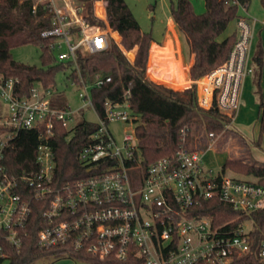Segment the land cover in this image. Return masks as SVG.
<instances>
[{"label": "built area", "instance_id": "built-area-1", "mask_svg": "<svg viewBox=\"0 0 264 264\" xmlns=\"http://www.w3.org/2000/svg\"><path fill=\"white\" fill-rule=\"evenodd\" d=\"M42 2L50 8L51 27L41 35L52 38L60 61L76 63L78 54L108 48L109 33L99 24H89L76 0H34L33 12ZM236 22L238 38L228 58L203 76V94L198 95L200 106L216 105L229 117L238 112L244 79L254 72L250 50L255 20L240 16ZM17 82L13 78L0 82V264L7 262L12 250L23 247L33 203L41 210L37 232L41 248L63 245L108 264H230L236 255L253 251L264 260V237L256 242L249 220L238 226L232 221L216 225L198 213L201 203L213 198L236 211L259 210L264 207V185L216 174L204 167L201 150L183 146L132 179L130 170L143 166L138 163L135 128L119 146L108 127L118 119L138 120L128 91L121 101H106L101 117L91 86L79 85L83 106L96 113L99 125L80 160L88 171L105 169L57 186L54 126L75 120L77 111L53 104L54 89L40 85L31 95L19 97L14 93ZM103 82L98 79L95 85Z\"/></svg>", "mask_w": 264, "mask_h": 264}, {"label": "trees", "instance_id": "trees-1", "mask_svg": "<svg viewBox=\"0 0 264 264\" xmlns=\"http://www.w3.org/2000/svg\"><path fill=\"white\" fill-rule=\"evenodd\" d=\"M83 5L85 18L89 24H99L105 28L104 19L124 50L133 55L140 38V30L135 24L129 10L121 0H76ZM96 2L98 18L94 13ZM205 10L196 12L191 0L172 1L170 14L177 29L183 35L190 55L194 61L189 68V77L198 80L216 66L222 64L229 56L237 38L238 31L221 36L229 24L242 16L241 7L248 8L251 0H204ZM264 8V0H261ZM34 0H0V82L18 79L14 93L19 97L31 95L32 88L40 85L54 89L53 104L60 108L68 106L63 90L58 88L57 76L67 73L66 83L74 82L90 85V95L98 114L105 115V103L108 100L121 101L128 91V100L133 114L139 116L136 121L135 134L138 139L141 163L145 168L151 162L164 156L173 155L181 146L196 149L195 123L204 122L203 133L219 134L231 123L228 115L221 113L216 105L205 108L199 105L197 84L183 90L158 83L147 76V62L151 43L156 41L151 31H142L140 46L134 61L129 60L116 41L109 35L107 49L82 55L77 61H60L51 47L52 38L43 37L42 30L51 27V11L45 2L38 3L33 12ZM38 44L42 48L41 64H30L14 59L12 49L24 44ZM254 57L259 71L254 69V84L259 94L260 133L257 144H261L264 135V88L262 87L263 50L261 45ZM186 66L165 70L158 68L152 77L169 84L177 81V72L182 83H187ZM161 72V74L159 73ZM167 73H170L167 76ZM110 77L109 81L106 78ZM103 79V84L95 82ZM179 80V79H178ZM0 102V111H1ZM97 122L88 120L80 114L73 128L57 121L54 126L55 135L51 145L55 155L56 167L54 182L57 186L74 183L81 178L98 174L105 169L88 166L80 160L81 151L92 143V135L97 131ZM185 130V132L183 131ZM205 134V135H206ZM202 137V136H200ZM230 168L234 171L254 175L264 185V163L246 160V157H228L222 166V173ZM237 178V177H234ZM33 214L28 225V236L20 250H12L6 264H33L44 256L57 258L69 255L82 258L92 264H108L87 253L77 252L63 245L41 248L37 245V232L41 228V210L33 203ZM198 213L210 217L214 224L221 225L232 221L238 226L249 220L252 224V237L258 242L264 237V207L253 212L236 211L227 207L218 198L204 200ZM126 264V263H122ZM201 264H206L202 262ZM230 264H264L253 251L249 254L236 255Z\"/></svg>", "mask_w": 264, "mask_h": 264}, {"label": "rangeland", "instance_id": "rangeland-1", "mask_svg": "<svg viewBox=\"0 0 264 264\" xmlns=\"http://www.w3.org/2000/svg\"><path fill=\"white\" fill-rule=\"evenodd\" d=\"M172 1L176 0H125L127 8L135 21L136 26L141 31H151L154 35L156 41L151 43L149 49V56L147 62V76L165 85L171 86L175 89L183 90L186 87L191 86L193 83L197 84V89L200 86V96L203 94V77L198 80H192L188 73V82L182 83L179 77V69L181 66H188L190 53L185 42L183 35L178 30V40L181 45V51L184 58L178 56L177 47L169 46V44L164 42L168 18L171 17L170 6ZM193 6L197 11L204 9L203 0H191ZM77 4V3H76ZM96 11V2L94 4V13ZM203 12V11H202ZM95 13V15H96ZM242 16L245 13L250 17L251 20L255 19L257 22V27L259 29L253 33V46L251 44L250 50V61L253 64L256 71H259V66H256L254 62V55L257 54L259 46L263 50V61H264V24L262 20L264 19V8L261 4V0H251L248 8L241 7ZM99 16V15H98ZM102 19L100 16L98 17ZM105 22V31L116 41L120 49L126 54L129 60L134 61L136 58L139 46L140 38L138 39V46L131 56L129 55L122 45L118 42L117 38L113 35L111 31H108V25ZM237 29V22L233 20L226 32L221 36L224 37L228 33L233 32ZM254 32V31H253ZM173 38H174V34ZM175 45H177L175 43ZM41 52L42 48L38 44H24L12 49V55L14 59L30 63V64H41ZM252 52V54H251ZM185 62V63H184ZM157 68H163L165 70L177 69V81L173 84H169L161 79H156L152 77ZM190 67H187L186 72H189ZM161 74V72L159 71ZM67 73H60L57 76V84L60 90L64 91L66 96L67 104L73 111H77L75 115V120L68 122L67 126L69 129L73 128L76 121L79 119L80 114H84L85 117L93 122H98V117L96 113L89 107L83 106V100L79 96L81 87L71 82L66 83L65 77ZM170 73H167L169 76ZM179 79V80H178ZM254 73L248 74L244 79L242 89H241V100L238 112L231 117V123L227 124L222 131L216 136L213 133L204 134L203 127L204 122L198 120L195 123L193 133L195 135V146L203 153V165L206 169H211L214 173H222V166L228 157H246V160L264 163V135L261 144H257L260 133V118H259V94L256 91V85L254 84ZM261 84L264 88V64L262 67V80ZM137 122L135 121H123L121 119L111 121L108 125L111 133L116 139L119 146L123 144V138L126 133H131L135 128ZM202 136V137H200ZM143 169H131L130 176L132 179L138 178L142 175ZM223 174V173H222ZM226 176L244 178L249 180H256L254 175L244 174L227 168L224 172ZM6 264V263H5ZM33 264H92L86 259L73 258L69 255H64L57 258L56 256H44Z\"/></svg>", "mask_w": 264, "mask_h": 264}, {"label": "crops", "instance_id": "crops-1", "mask_svg": "<svg viewBox=\"0 0 264 264\" xmlns=\"http://www.w3.org/2000/svg\"><path fill=\"white\" fill-rule=\"evenodd\" d=\"M122 2H123V4L127 7V5H126V2H125V0H121ZM203 3H204V9L203 10H201V11H197V12H202V11H204L205 10V2H204V0H203ZM128 9V8H127ZM245 15L247 16V18L248 19H250V17L245 13ZM251 20V19H250ZM255 19H253V20H251V21H254ZM262 22H263V20H262ZM264 24V23H263ZM257 29H259L258 27H257V22H256V20H255V23H254V33L256 32V30ZM237 30V29H236ZM238 31V30H237ZM141 33H142V31L140 30V35H141ZM231 33V32H230ZM172 34H174V38H173V35ZM229 34V33H228ZM163 41L165 42L166 41V43L167 44H169V46H176L177 47V53H178V56L180 57H182V59H183V61H184V58H183V55H182V51H181V45H180V43H179V40H178V29H177V27H176V24H175V22H174V20H173V18L172 17H169L168 18V22H167V29H166V33H165V37H164V39H163ZM252 41H253V39H252ZM155 43H158L157 41H155ZM175 43L177 44V45H175ZM252 46H253V42H252ZM251 46V47H252ZM251 54H252V52H251ZM253 57H255V55L253 56ZM193 61H194V55L193 54H191L190 55V57H189V61H188V63H187V67H190L191 65H192V63H193ZM254 62H255V60H254ZM185 63V62H184ZM252 64V63H251ZM253 65V64H252ZM254 67V66H253ZM255 69V68H254ZM158 71V68L155 70V72H154V74H156V72ZM189 71V70H188ZM254 73V72H253ZM252 73V74H253ZM153 76V75H152ZM188 77V72H186V78ZM263 87V86H262ZM259 108V107H258Z\"/></svg>", "mask_w": 264, "mask_h": 264}, {"label": "water", "instance_id": "water-1", "mask_svg": "<svg viewBox=\"0 0 264 264\" xmlns=\"http://www.w3.org/2000/svg\"><path fill=\"white\" fill-rule=\"evenodd\" d=\"M197 91H198V95H199V93H200V86L198 87Z\"/></svg>", "mask_w": 264, "mask_h": 264}]
</instances>
